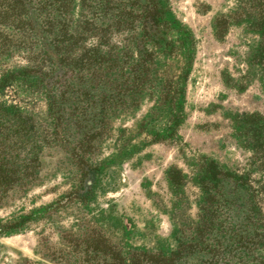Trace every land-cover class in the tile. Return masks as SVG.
Returning a JSON list of instances; mask_svg holds the SVG:
<instances>
[{"label": "rangeland", "instance_id": "374dc122", "mask_svg": "<svg viewBox=\"0 0 264 264\" xmlns=\"http://www.w3.org/2000/svg\"><path fill=\"white\" fill-rule=\"evenodd\" d=\"M168 1L192 30L196 47L183 84L184 117L175 131L170 122L179 110L163 101L159 81L163 76L178 81L183 70L178 57L156 60L158 85H150L135 103L114 106L100 117L91 115L94 111L82 116L78 131L71 127L65 136L74 151L51 134L44 94L8 92L33 116L45 145L36 179L0 201V264H105L111 250L172 252L200 221L201 167L214 161L245 172L255 165L234 134L233 116L264 115V86L249 76L260 36L248 18L237 16H251L264 2ZM76 5L74 18L80 20L79 0ZM25 52L14 49L0 57V71L24 65ZM93 128L99 133L93 130L89 139ZM175 171L182 173L180 189L170 181Z\"/></svg>", "mask_w": 264, "mask_h": 264}, {"label": "trees", "instance_id": "16d2710c", "mask_svg": "<svg viewBox=\"0 0 264 264\" xmlns=\"http://www.w3.org/2000/svg\"><path fill=\"white\" fill-rule=\"evenodd\" d=\"M5 1L0 0V25L6 27L0 30V57L14 49L27 54L24 65L0 71V201L36 179L45 145L33 116L8 97L12 89L44 94L51 134L74 151L65 136L71 127L78 131L82 116L94 111L91 115L100 117L114 106L135 103L150 85H158L156 60L178 57L183 61L178 81L163 76L159 84L163 101L179 110L172 114L171 129L181 124L183 84L196 47L192 30L168 0H79L80 20L74 18L77 0ZM257 8L251 16L237 17L248 18L260 36L249 58V76L264 86V7ZM233 125L255 165L238 172L206 163L196 175L204 201L200 221L176 249L111 250L105 264H264V115L239 112ZM175 172L170 181L180 189L182 173Z\"/></svg>", "mask_w": 264, "mask_h": 264}]
</instances>
